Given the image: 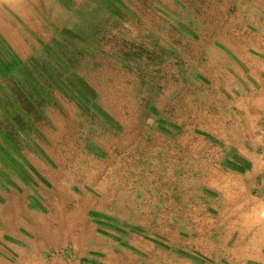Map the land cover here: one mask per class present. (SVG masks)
Here are the masks:
<instances>
[{
  "label": "rangeland",
  "instance_id": "1",
  "mask_svg": "<svg viewBox=\"0 0 264 264\" xmlns=\"http://www.w3.org/2000/svg\"><path fill=\"white\" fill-rule=\"evenodd\" d=\"M0 264H264V0H0Z\"/></svg>",
  "mask_w": 264,
  "mask_h": 264
},
{
  "label": "trees",
  "instance_id": "2",
  "mask_svg": "<svg viewBox=\"0 0 264 264\" xmlns=\"http://www.w3.org/2000/svg\"><path fill=\"white\" fill-rule=\"evenodd\" d=\"M20 91H21V90H20ZM20 91H19V92H20ZM22 93H23V91L21 92V94L19 93V94H20V96H22ZM23 94H24V93H23ZM29 105H30V104H29ZM13 108H14V109H16V110H18L19 112H22V113H23V115H24V114H26V110H25V108H21V107H20V108H18L17 106H16V107H15V106H13Z\"/></svg>",
  "mask_w": 264,
  "mask_h": 264
}]
</instances>
